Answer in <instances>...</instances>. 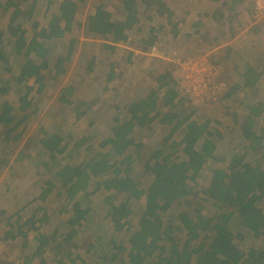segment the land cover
Instances as JSON below:
<instances>
[{
    "label": "trees",
    "instance_id": "16d2710c",
    "mask_svg": "<svg viewBox=\"0 0 264 264\" xmlns=\"http://www.w3.org/2000/svg\"><path fill=\"white\" fill-rule=\"evenodd\" d=\"M38 1L40 0H29L27 5L19 7L15 0H0V11L11 12L6 27L0 31V72L7 75L5 80L0 78V96L6 97L11 90V84L17 86V110L22 114L16 116L15 104L9 98L4 99L0 108V124L5 128L4 137L1 139L5 146L0 150V174L20 163L25 148L33 145L48 161L43 163V167L50 173V179L31 202L47 201L52 191H55L52 199L63 194L66 203L70 205V211L64 213H70L64 222L68 229L62 231V225H54L58 218L56 214L51 220L44 212L41 218L35 220L33 214L23 218L21 212L15 211L4 217V212L0 211V219H4V224L17 229L15 233L9 231L6 239L14 241L20 236L23 238L21 246L26 248L29 244L28 234L37 232L33 236L37 246L26 257L25 263L29 264L36 258H42L45 253L52 252L56 264H65L66 261L68 264L78 261L86 264L83 255L93 253L96 249H108L109 255L104 254L99 260L118 261V264H264V214L258 206L259 202H264V164L261 162L264 157H259L264 153V87L259 85L264 75V65L257 68L245 62L243 70L239 72L241 84L234 85L230 90H242L243 94H246V99L239 102L246 113L239 128L243 143L240 149H232L227 155H216L224 134L221 133L223 129L218 128L219 124L212 125V121L208 119L198 123L192 119L189 110L181 107L185 100L177 89L175 90L176 87L164 91L162 107L172 108L166 113V117L169 122H176L170 134L163 138L162 145L166 144L173 133L183 128L181 138L172 146L182 147L179 150L182 156L164 153L161 146L152 149L144 164L152 179L145 188H140L131 175L134 159L129 149L131 146L134 149L142 148L134 143L131 137L134 127L154 121L158 116L156 111L159 110L160 113L155 91H151L147 100L130 105L127 120L120 123L118 117L115 118L111 134L102 140L86 159H80V147L89 141V138H81L76 141L77 144L70 145L74 139L69 133L60 135L41 127L39 137L36 136L37 142L36 139H28L15 159L10 161L9 156L17 150L25 133V128L18 131L19 127L39 114V96L47 85V78L51 74V78L56 80L66 72L65 65L70 61L76 44V40L72 39L67 57H57L54 64L50 65L49 42L61 40L71 31L72 19L79 4L72 0H62L58 13H51L52 0H44V14L49 16L48 21L44 26H39L37 21H33V33L27 38L23 24L32 20ZM119 1L126 14L124 20L111 22L110 13L103 5H99L94 15L87 17L85 33L100 35L114 44L127 43L128 33L139 23V10L153 11L152 13L155 12L159 16H165L167 12L164 0ZM222 14L220 15L223 16ZM153 31L151 29L149 32ZM151 37L153 39L144 40V44H152L155 36ZM105 47L112 51L116 49L109 45ZM261 56L264 62V51ZM21 58L24 60L19 64ZM37 59L40 60L38 63ZM109 68V77L112 78L115 75L114 63H111ZM45 71L49 74L48 77ZM167 77L170 78L169 72L158 75L156 79L159 88L167 86ZM69 89L70 87H65L60 91L63 95L61 103L71 106L70 101L66 100L72 93ZM175 96L180 97L177 106L172 105ZM74 109L77 118L85 112L84 109L81 111L80 107ZM151 112H154V117L149 118ZM233 116L236 121L238 115ZM106 147H110L113 154L121 158L111 161L108 153L102 151ZM226 158H229L227 166L214 170L207 188L202 192L203 200L212 202L211 205L219 213L204 217L201 208L192 209L190 200H183L191 195L188 181L196 179L207 159L221 163ZM98 176L104 177L96 181L95 188L90 191L91 179ZM54 179L58 183H53ZM99 190L112 192L104 197V204L108 209L106 216L114 234L107 236V239L97 230L98 218L96 219L88 205V198ZM120 195H126V198L117 202L116 198ZM141 201L144 205L142 215L128 237L127 244H124L122 240H117V237L124 229L132 226L133 206ZM174 204L179 207L175 223L162 219ZM232 218L237 219V224L243 232L262 241L261 254L256 252L255 248L246 251L239 247L237 242L242 241L246 233H233L230 227ZM38 222L39 225L36 226ZM41 229H52V232L46 234L40 231ZM79 235H85V238L83 237L84 240L78 245L76 237ZM52 244H55L54 247Z\"/></svg>",
    "mask_w": 264,
    "mask_h": 264
},
{
    "label": "rangeland",
    "instance_id": "374dc122",
    "mask_svg": "<svg viewBox=\"0 0 264 264\" xmlns=\"http://www.w3.org/2000/svg\"><path fill=\"white\" fill-rule=\"evenodd\" d=\"M18 3L19 7H24L28 4L29 0H15ZM61 0H53V5L50 9L51 13L57 12L58 3ZM101 0H84L80 3L81 6L85 7V9L82 11L80 16H78V21H82L79 23H74L73 29L71 32L67 34V36L64 39L61 40H52L50 41L51 45V53L49 56V63L52 66L54 64V61L57 57H60L61 54H66L68 51V40L67 38L70 37H84V33L82 32V23H84L83 14H88L93 9V5H96ZM185 1V0H184ZM45 1L41 0L37 2V9L34 13V16L32 17V20L25 21L23 24L24 32H26L25 36L29 38L31 34L33 33L32 28V22L37 21L40 25L44 26L49 16H45L43 13L45 8ZM87 7V8H86ZM203 9H196L195 12H198L202 14ZM208 10V8H207ZM12 11V10H11ZM86 11V12H85ZM189 12V10H186V12ZM178 15L182 16L184 10H177ZM11 13V12H10ZM9 12L4 13L3 11H0V31H2L3 28L6 27L9 19ZM82 16V19H81ZM183 17V16H182ZM173 19H179L176 17H173ZM195 20L194 18H192ZM180 20V19H179ZM186 20L181 21V24H183ZM213 22V20L211 21ZM214 23V22H213ZM236 27H232V31H235L237 33V36L239 38V41L237 44L234 45L235 49L238 51L239 55H241V58H244L246 62H251L253 65L257 66V68H262L263 66V57L261 56V52L263 51L264 47V37L262 34L255 33V36H252L250 33V29H246V25L243 22L242 14L239 13V16L236 18ZM238 24V25H237ZM156 25L159 27V22L157 21ZM164 22L161 25V30L163 31L166 26L164 27ZM188 24L184 25V29L187 31ZM207 25L209 26V22H207ZM242 25V26H241ZM221 27L225 28L226 31L229 30L230 27V21L225 22ZM219 26H215L214 29H221ZM260 30H262V27H257ZM166 31V29H165ZM220 32V31H219ZM218 32V33H219ZM229 32V31H228ZM206 36H209L210 38H215L216 34L214 30L208 29L206 31ZM233 36V34H232ZM224 35H219L221 43L225 44L226 41H223ZM251 38H253V41L251 42ZM163 39V38H162ZM208 41L202 42L203 47L205 51L209 52V50H214L217 45L220 43L219 40L217 42L211 41L209 42V39L206 38ZM218 39V37H217ZM226 40V39H225ZM82 41L78 42L77 49L75 53L72 55L70 61L66 64L67 65V72L65 74L59 75V77L54 80L51 78V74H47V71H45V75L47 78V85L42 93V95L39 96L40 104H39V114L36 115L34 118L28 119L25 123H23L18 131H21L22 128H25V133L21 139L20 145L17 148V150L9 156L10 161L15 159V156H17L18 152L21 150L23 144L28 141V139H36V136L39 137V132L41 127L46 129L50 132H55L60 135H66V133H69L72 138L74 139L73 142H70V145L77 144V140H81V138H84L85 135H88L87 138H89V141L85 142L80 147V159H86L89 157L94 149H97L98 144L106 139L108 135L111 134L112 130L111 127L114 125V122H106L103 120H100V118L106 117L107 119L110 118L113 114L118 117H121L122 120L123 117H127L126 115H122L123 113H120L119 111H115L113 109V105L117 102L121 103H128L130 100H135L137 93L134 89L136 86L144 87L147 84L145 81L150 78V76L157 75L158 72H160L161 68H164L167 66V60L165 58H160L162 55L160 52H158L157 49L151 47L150 51L147 48V50H140V52H148L149 55H152L153 57H159L162 59L160 63H143V59L139 57H134L133 60L129 61L128 59V52L127 55L122 51V55L116 56V74L117 79L113 80L112 82L105 83V76L104 73L108 69V65L106 61H102L98 59V66L95 67V72L91 73L88 72L85 68V66L88 64L89 61V55L87 54L90 50H92L90 47H84L81 43ZM155 43L154 40H152V44ZM254 44V47L252 44ZM138 45V43H137ZM164 46H170L169 43L165 44ZM211 45V46H210ZM89 46V45H88ZM237 47V48H236ZM87 48V49H86ZM164 47L162 46L161 49ZM180 48V47H179ZM251 48L257 49L256 52H254L253 55H246V52L248 53V50H251ZM180 51V55L174 54L173 59H171L173 62L176 60V68H171V65L169 66L170 69H172V72L178 78L182 72V66L180 64L183 61H186L190 59L186 55L183 54V51ZM218 51V50H217ZM185 52V51H184ZM216 52V50H215ZM139 52H136V55ZM140 54V53H139ZM211 59L217 63L219 60V64L217 65L219 75L218 78H215V81L222 85L223 92L220 96V98L217 100L218 102L215 104L210 105H204L200 103L199 106H192L195 110L194 117L199 120H211L212 125H215V123H218V128H222L223 131L221 133L223 134L222 140L218 144V148L216 150V155L220 156L222 154H226L228 152H231L232 149H238L242 145V138H240V126L243 124L244 116L246 111L244 110L243 106H241V103L244 99H246V94H243L242 90L233 91L231 92V88L235 85L237 79L236 72L232 73V68H234L233 65L223 62L222 61V54L220 57L218 55H214L213 53L210 54ZM209 55V57H210ZM89 56V57H88ZM139 56V55H138ZM115 56L111 57L114 58ZM201 59V58H199ZM207 59V58H205ZM23 58L19 60V64L23 62ZM208 60V59H207ZM40 60H36L38 63ZM133 61V62H132ZM146 61V60H145ZM209 61V60H208ZM211 61V60H210ZM209 61V62H210ZM211 63V62H210ZM241 64L244 63V61H240ZM147 64V65H145ZM172 64V63H171ZM213 64V63H212ZM106 65V66H105ZM152 69V72L150 73ZM231 77V78H230ZM0 78L2 80H5L7 78V75L0 72ZM261 81L259 83L260 87H264V75L261 77ZM75 83H79V91H77V96H75L74 100H81L82 96H94L97 97L99 92H102L105 98V101H109V108L108 111L103 115L96 114L95 116L98 118L97 121L90 120L88 115H85L81 118H79L78 121H72L74 115L72 112L73 106L64 105L61 102H59L60 99V88L62 86L68 87L70 85V91H76L75 87L72 86ZM107 85V87L111 88L110 90L103 92L102 88L104 85ZM144 85V86H143ZM17 86L14 84H11V90L10 92L5 96H0V108L2 106V102L5 98H9L13 104H15L16 109H14L16 116L22 115L20 111L17 110L18 103H17ZM262 90V89H261ZM230 91L228 94L227 92ZM263 91V90H262ZM264 92V91H263ZM258 94V92H257ZM103 96V95H100ZM106 96V97H105ZM255 96V93L254 95ZM120 113V114H119ZM119 114V115H118ZM233 114H237V120H234ZM73 116V117H72ZM109 117V118H108ZM108 123H110L108 125ZM94 127V133L90 131ZM4 130L5 128L0 124V150L5 146L1 139L4 137ZM133 135L131 136L134 143L141 145V149H134L132 146L129 149V152L132 154V157L134 159V162L132 164V172L131 175L135 182L138 183L140 188H145L152 179L151 173L144 168L145 161L147 157L149 156L152 149L156 148L158 145V142L160 138L163 137L164 132L163 128H160L158 126H155L152 131H147V129L138 130L136 129L135 132L133 131ZM37 142V139H36ZM35 143V142H33ZM72 143V144H71ZM240 149V148H239ZM25 154L23 156V160L13 165L12 168L5 169L0 174V211L4 212V215L12 214L15 211L21 212L23 215V218H28L30 215H34V219L38 220L42 217L43 213L45 212L46 215H49L51 220L54 219V216L58 217L55 221L54 225L57 223L58 225H62V231L64 229H68V227L65 225V220L69 217L70 212L64 213L67 210L70 211V205L66 203V200L64 198V195H60L57 198L52 199V197L55 196V191H52V194H50V198L47 201H39L36 200L34 203L31 202V199L38 194H40L41 188L46 187V181L50 179V173L48 171H45V168L43 167L44 162H48L46 158L40 154V152L33 147V145H30L28 148H25ZM103 152H107L109 155V159L111 161L119 160L121 157H116L113 152L111 151L110 147H106L102 149ZM9 152V151H7ZM1 153V152H0ZM142 153V155L140 154ZM30 155V156H29ZM264 157V153L261 154L259 157ZM261 157V158H262ZM264 164L263 158L261 161ZM229 163V158H226L224 162H215L212 160L207 159L206 164L202 170V172L196 177L194 181H188V187L191 189V195L190 197L184 198V202H187L190 200V203L192 204V209H199L201 208L202 215L208 216L209 214H218L219 211L216 210L215 207H213L209 200L205 202L203 200V190L207 188L211 177L213 175V172L216 168H225L227 164ZM104 176H98L94 179H91L90 181V191L95 188V182L99 179L101 180ZM52 182L58 183L56 179L52 180ZM112 194V192H105L103 190L97 191L95 194L91 195L88 198V205H90L92 212H94V216H96V219L98 218V229L101 231V235L103 237L107 236L111 237L113 234V229L111 226V223L109 221V218L107 215V205L104 204V197L107 195ZM126 198V195H120L116 198L117 202L123 201ZM143 201V200H142ZM136 203L135 206H133L134 209V216L132 219V226L128 229H124L123 232L117 237V240H122L124 244H127V239L130 237L132 232L134 231V226L138 223V220L140 216L142 215L143 211V202ZM45 202V203H43ZM209 202V203H208ZM258 206L262 209L264 214V202H259ZM44 209V210H43ZM56 210V213L54 211ZM179 211V207L174 204L172 208H170L167 213L163 215L162 219H169L172 222L175 223V217L176 214ZM225 212V210H224ZM22 218V219H23ZM23 221V220H21ZM1 225H3L1 223ZM39 225V222L36 223V226ZM230 227L233 231V233H239L243 234L246 233L243 237V241L237 242L239 247L242 248V250L248 251L249 248H255L256 252H259L261 254L262 252V241L258 239H253L251 234H248L247 232H243L241 228H239L237 224V219L232 218L230 220ZM26 229H22V231H25ZM40 231H44L46 234H50L52 232V229H41ZM37 232H30L28 234V241L29 244L26 248H22L23 238L18 236L14 241L9 240L10 238H7L6 240H2V234L0 233V264H26L25 260L26 257L34 251L35 247L37 246V243L33 240V236H35ZM175 235V233H173ZM85 236V235H84ZM83 235H79L76 237V243L78 245L81 241H83ZM176 236V235H175ZM180 236V235H178ZM85 238V237H84ZM58 241V239H57ZM55 244H52V247H54ZM169 245V243H168ZM72 249V247H71ZM168 249V247H167ZM168 251H166L167 253ZM109 250H99L96 249L93 253L83 255L82 258L86 260V264H118V261L111 262L109 260H99V257H102V255L107 254L109 255ZM43 260L44 263L41 261ZM29 264H56V258L53 256L52 252H47L43 255L42 258H36ZM65 264H68L66 261ZM75 264H82L81 262H76ZM84 264V263H83Z\"/></svg>",
    "mask_w": 264,
    "mask_h": 264
},
{
    "label": "crops",
    "instance_id": "0c3cea01",
    "mask_svg": "<svg viewBox=\"0 0 264 264\" xmlns=\"http://www.w3.org/2000/svg\"><path fill=\"white\" fill-rule=\"evenodd\" d=\"M41 1V0H40ZM62 1V0H61ZM61 1L58 3V7L61 3ZM75 3L79 4L78 10L74 13V17L72 19V26H71V31L73 29V25L74 23H79L82 21H78V16H80V14L82 13V11L85 9V7L81 6L80 3L84 0H72ZM86 1V0H85ZM167 6V12H165V16H159L157 13H152L151 12H144L142 9L139 10V23H137V25L128 33V41L127 43H110L109 41H106L103 37H101L100 35H95L93 33H85V25H86V21H87V17L94 15L96 8L99 5H103L104 9L110 13L111 18L110 21L111 22H117L120 20H124L126 17V14L123 10L122 4L119 0H101L98 4L93 5V9L92 11H90L88 14H83V18L84 19V23H82V32L84 33V37H80L78 39V37H70L67 38L68 43H70V41L72 39L76 40V44H75V48H74V53L77 49L78 46V42L82 41V45H84V47H90L92 50H90L87 54L90 56L89 57V61L88 64L85 66L86 70L88 72L94 73L95 72V67L97 68L98 66V59L102 60L103 62L106 61L107 65H108V69L105 71L104 76H105V83L108 82H112L113 80L117 79V74H116V67L115 69V75L110 78L109 77V71H110V64L114 63V66L117 64L116 62V56L122 55V51L125 50L124 52L127 55L128 54V59L129 61L133 60L134 57H139L141 59H143V63H160V61H162L163 58H165L167 60V66H165L164 68L160 69V72L157 73V75H152L150 76L149 79H147L144 84L147 85H143L144 87H139L136 86V88L134 89L137 93H139L137 95V97L135 98V100H130L128 103H121V102H117L113 105V109L115 111H119L120 113H123L122 115H126L127 117H123V119L121 120V117H118L113 114L112 116H110L109 119H107L106 117L100 118V120L103 121H110L113 122L115 121L114 119L118 117L120 123H122L123 121L128 119V108L130 107L131 104L133 103H137L140 101H145L147 100L148 96L150 95L151 91H155L157 100L156 103L158 105V107L160 106V113L159 110L156 111L158 112V116L154 119V121L146 123L143 126H135L133 131L135 132L136 129L138 130H143V129H147V131H152L153 128L155 126H158L160 128H163V132L164 135L162 138H160L157 147L161 146V148H163L162 150L164 151V153H171V154H177L178 156H182V153H180L179 150L182 149V147L177 148L174 147L172 148V146L175 144V142H177L180 138L181 135L183 134V128L177 130L175 133H173V135L171 136V138L166 142V144L163 146L162 145V140L164 137L168 136L170 134V131L173 127V125L175 124L176 121L173 122H169L168 118L166 117V113L170 110H172V108H170L169 106H164L162 107V95L164 93L165 90L170 89V88H174L176 87V75L175 70L174 73L172 72V69L169 68V66L171 65V68H174L173 66H175L176 68V60L173 62L171 59H173L174 54L180 55V51H183L184 55H188L187 57H189L190 59H199V58H207L211 63H213V65H215L216 67H218L217 65L219 64V60L217 61L218 64H216L213 59H211V53H213L214 55H218V57L221 56L222 54V61L229 63L231 65L234 66L235 69L232 68V73L234 74L236 72L237 75V80L236 83H234L235 85L241 84L240 78H239V72L243 67V64L246 62V60L244 58H241V55H239L238 51L235 49L234 45L237 44L239 41V38L237 36V33L235 31H232V27H236V18L239 16V13L242 14L243 17V22L246 25V29H250V33L252 36H255V33L257 34H262L263 33V37H264V16L261 17L260 19H255L254 17V8H255V1L256 0H164ZM53 2V0H52ZM87 8V7H86ZM203 9V13L200 14L198 12H195L196 9ZM208 8V10H207ZM37 9V8H36ZM45 10V8H44ZM177 10H184L182 16L178 15ZM186 10H189V12ZM36 11V10H35ZM86 12V11H85ZM219 12V14H218ZM44 13V11H43ZM54 13H58V8H57V12L54 11ZM223 13V14H222ZM149 14V15H148ZM220 14H222L223 16H221ZM149 16V17H147ZM173 17L179 18V19H173ZM216 17V18H214ZM192 18H194L195 20H193ZM82 19V16H81ZM186 20L183 24H181V21ZM213 20V22H211ZM157 21L159 22V27L156 25ZM230 21V27L229 28V32L225 30V28L221 27L225 22ZM164 22V27L166 26V31L165 29L162 31L161 30V25ZM207 22H209V26L207 25ZM185 24H188V29L187 31L183 28ZM238 25V24H237ZM64 26V22L61 23V27ZM153 26V28H151ZM215 26H219L221 27V29L217 28L214 29ZM242 26V25H241ZM261 26L262 30L259 31V29L257 27ZM154 30L153 32H149L150 30ZM210 29V30H214L216 36L215 38H210L209 36H206V31ZM70 31V32H71ZM220 31V32H219ZM219 32V33H218ZM155 36V43L153 44H144V40H148V39H153L151 37V35ZM233 34V36H232ZM219 35H224L223 41H226L225 44L221 43L222 41H220L219 39ZM67 36V33L65 34V36L62 38L64 39ZM218 37V39H217ZM163 38V39H162ZM206 38L209 39V42L211 41H215L217 42L219 40L218 43H220L219 45L216 46V48L214 50H209V52L205 51L202 42L208 41ZM226 39V40H225ZM253 41V38H251V42ZM138 43V45H137ZM163 43L167 44L169 43L170 46H164ZM252 46L254 47V44L251 43ZM70 44H68L69 47ZM89 45V46H88ZM114 46L116 47V49L114 51L110 50L109 48L105 47V46ZM149 47H148V46ZM155 49L158 50V52L161 53V57L162 59H160L159 57H153L152 55H149V53L147 52H140V50H147V48L149 49L148 51H150L151 47H153ZM164 47L163 49H161V47ZM211 46V45H210ZM180 47V48H179ZM237 48V47H236ZM87 49V48H86ZM69 50V48H68ZM216 50V52H215ZM218 50V51H217ZM185 51V52H184ZM257 49L255 48H251V50H248V53L246 52V55H248V57L250 55H253L254 52H256ZM263 51H264V47H263ZM262 51V52H263ZM136 52H139L136 55ZM261 52V53H262ZM73 53V54H74ZM68 55V51L66 52V54H61L60 57L61 58H65ZM139 55V56H138ZM210 55V57H209ZM115 56L114 58L111 57ZM146 60V61H145ZM174 60V59H173ZM152 61V62H150ZM240 61H244L243 64L240 63ZM133 62V61H132ZM252 62V61H251ZM250 62V63H251ZM68 63V62H67ZM91 63H93V65H91ZM116 63V64H115ZM172 63V64H171ZM249 63V62H247ZM145 64V65H147ZM253 65V63H251ZM264 65V64H263ZM106 66V65H105ZM255 66V65H253ZM66 67V72H67V65H65ZM257 67V66H255ZM263 67V66H262ZM243 70V69H242ZM172 73H171V72ZM235 71V72H234ZM65 72V73H66ZM152 72V69L150 71V73ZM164 72H169L170 73V78L167 77L165 80L168 82L166 87L163 88H159L158 86V82H157V77L160 73H164ZM64 73V74H65ZM219 75V71L218 68H216V73H215V78H218ZM231 78V77H230ZM104 87L102 88L103 92H106L108 90H110L111 88L107 87V85L103 84ZM75 87L76 91H72L71 95L68 96V98L66 100L70 101L71 106H73L72 112L74 117L72 119V121H78L79 118H77V112L76 109H74V107H80L81 111H83V109L85 110L84 114L81 116V118L85 115H88L90 120L92 121H97V117L95 116L96 114L98 115H103L107 113L108 108H109V101H105L104 95L102 92H99L100 94L97 95V97L94 96H82L81 100H74L75 96H77V91H79V83H75L74 85H72ZM70 87V85L68 86ZM65 88L64 86H62L60 88V91ZM176 90V88H175ZM103 95V96H100ZM63 95L60 94V99L59 102H61V99ZM106 97V96H105ZM180 100L179 96H175L174 99L172 100V105L177 106V102ZM185 100V99H184ZM184 104L181 106L183 109L185 110H189L191 112V116L192 119H194L195 121H197L198 123H203L206 120H202L199 121L197 120L194 115H195V109L192 106H199V104L196 103H189L186 100L183 101ZM63 104V103H62ZM155 112V113H156ZM119 113V114H120ZM118 114V115H119ZM141 115V113H139ZM149 118L154 117V112L149 113ZM110 123H108L109 125ZM94 127L92 129H90V131L92 133H94L95 131L93 130ZM133 135V134H132ZM131 135V136H132ZM109 136V135H108ZM85 137H88V135H85ZM206 164V162H205ZM10 215V214H9ZM8 215H4V217H6ZM2 221H0V233L2 234V240L5 239L6 240V234L11 231L13 233H15L17 231L16 228L12 229L9 226H6L4 224V219H0ZM1 223L3 225H1ZM252 238L254 239V237L252 236ZM260 240V239H258ZM243 241V240H242ZM241 242V241H240ZM263 247V244H262Z\"/></svg>",
    "mask_w": 264,
    "mask_h": 264
},
{
    "label": "built area",
    "instance_id": "2783aa9c",
    "mask_svg": "<svg viewBox=\"0 0 264 264\" xmlns=\"http://www.w3.org/2000/svg\"><path fill=\"white\" fill-rule=\"evenodd\" d=\"M264 16V0H256L255 19ZM182 72L176 79L178 93L189 103L210 105L217 103L223 88L215 81L216 67L207 59H188L183 61Z\"/></svg>",
    "mask_w": 264,
    "mask_h": 264
}]
</instances>
